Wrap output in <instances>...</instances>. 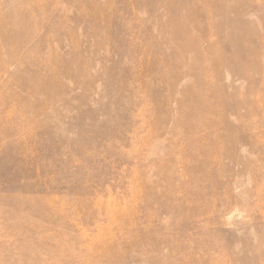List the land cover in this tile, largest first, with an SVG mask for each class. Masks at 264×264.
<instances>
[{
	"label": "rangeland",
	"instance_id": "obj_1",
	"mask_svg": "<svg viewBox=\"0 0 264 264\" xmlns=\"http://www.w3.org/2000/svg\"><path fill=\"white\" fill-rule=\"evenodd\" d=\"M0 264H264V0H0Z\"/></svg>",
	"mask_w": 264,
	"mask_h": 264
},
{
	"label": "bare ground",
	"instance_id": "obj_2",
	"mask_svg": "<svg viewBox=\"0 0 264 264\" xmlns=\"http://www.w3.org/2000/svg\"><path fill=\"white\" fill-rule=\"evenodd\" d=\"M238 39V38H237Z\"/></svg>",
	"mask_w": 264,
	"mask_h": 264
}]
</instances>
